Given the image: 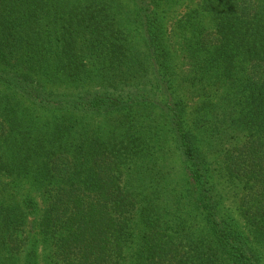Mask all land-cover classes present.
Masks as SVG:
<instances>
[{"label": "trees", "instance_id": "obj_1", "mask_svg": "<svg viewBox=\"0 0 264 264\" xmlns=\"http://www.w3.org/2000/svg\"><path fill=\"white\" fill-rule=\"evenodd\" d=\"M181 4L0 0V250L264 264V0Z\"/></svg>", "mask_w": 264, "mask_h": 264}, {"label": "rangeland", "instance_id": "obj_2", "mask_svg": "<svg viewBox=\"0 0 264 264\" xmlns=\"http://www.w3.org/2000/svg\"><path fill=\"white\" fill-rule=\"evenodd\" d=\"M198 0H193V2H190L189 0H182V4L178 7L176 13L173 15L171 27L173 28L174 22L179 19L181 16L184 15V13L188 10V8L193 6ZM126 2V1H124ZM172 41L174 43H178V39L175 36H171ZM179 46V44H178ZM175 47V44H174ZM177 48V47H176ZM181 52H179L180 55ZM178 62L183 63L185 62V58L183 54L181 53V56L179 57ZM179 91L181 95L184 97L185 101L188 104V108L192 110L193 106H195L196 102L198 101L195 94L189 89L186 85V83H182L179 87ZM189 110V111H190ZM96 121H99V119H94ZM169 158L173 164V166L176 167V173L177 177L181 179V181L189 179L188 176V170L186 168V165L182 163L180 157L178 156V152L174 149L169 152ZM25 190L27 191V186H25ZM32 196L36 199L39 206L42 207L41 198H40V192L33 190ZM27 225L25 229V233L23 236H26L23 240L22 248L19 252L16 254H10L5 249L0 250V264H48L50 262L49 260V253L51 251V246L43 239V235L40 230L39 226V215L37 214H30L27 216ZM31 246H34L36 250V255L29 257L28 253L31 248ZM122 264H131L129 260L123 261Z\"/></svg>", "mask_w": 264, "mask_h": 264}]
</instances>
